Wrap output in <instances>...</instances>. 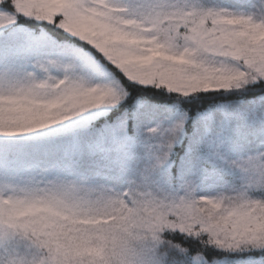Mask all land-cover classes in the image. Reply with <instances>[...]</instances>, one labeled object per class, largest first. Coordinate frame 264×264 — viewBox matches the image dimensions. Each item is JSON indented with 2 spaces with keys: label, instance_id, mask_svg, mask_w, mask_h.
<instances>
[{
  "label": "snow or ice",
  "instance_id": "obj_1",
  "mask_svg": "<svg viewBox=\"0 0 264 264\" xmlns=\"http://www.w3.org/2000/svg\"><path fill=\"white\" fill-rule=\"evenodd\" d=\"M0 264H264V0H0Z\"/></svg>",
  "mask_w": 264,
  "mask_h": 264
}]
</instances>
